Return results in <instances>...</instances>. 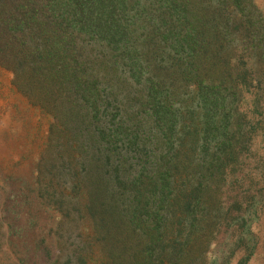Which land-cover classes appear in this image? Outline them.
Wrapping results in <instances>:
<instances>
[{
	"label": "trees",
	"instance_id": "1",
	"mask_svg": "<svg viewBox=\"0 0 264 264\" xmlns=\"http://www.w3.org/2000/svg\"><path fill=\"white\" fill-rule=\"evenodd\" d=\"M260 16L252 0H0V66L58 105L48 205L86 229L53 264H210L248 149L236 52L264 63ZM127 68L118 100L106 83Z\"/></svg>",
	"mask_w": 264,
	"mask_h": 264
},
{
	"label": "rangeland",
	"instance_id": "2",
	"mask_svg": "<svg viewBox=\"0 0 264 264\" xmlns=\"http://www.w3.org/2000/svg\"><path fill=\"white\" fill-rule=\"evenodd\" d=\"M252 2L264 24V0ZM100 53L110 55L106 48ZM236 54L245 63L237 73L248 70V85L238 81L248 149L225 187L229 212L214 235L210 264H264V63L253 48L247 53L239 48ZM128 72L121 70V79L106 83L118 100L128 94L123 86L131 80ZM25 92L0 66V264H53L63 259L59 249L67 257L70 243L86 229L72 220L74 214L61 221V212L48 205L53 188L46 187L45 166L55 162L58 143H64L53 130L58 105ZM71 207L67 203L62 211Z\"/></svg>",
	"mask_w": 264,
	"mask_h": 264
}]
</instances>
